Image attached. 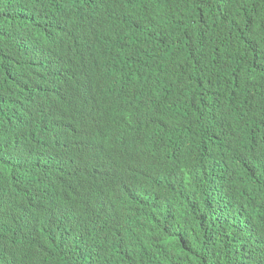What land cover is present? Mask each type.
<instances>
[{
  "label": "clouds",
  "instance_id": "clouds-1",
  "mask_svg": "<svg viewBox=\"0 0 264 264\" xmlns=\"http://www.w3.org/2000/svg\"><path fill=\"white\" fill-rule=\"evenodd\" d=\"M168 1L0 0L46 41L44 105L1 125L0 264H188L210 228L256 251L264 85L225 66V11L174 0L179 19ZM32 166V182L5 183Z\"/></svg>",
  "mask_w": 264,
  "mask_h": 264
},
{
  "label": "trees",
  "instance_id": "trees-1",
  "mask_svg": "<svg viewBox=\"0 0 264 264\" xmlns=\"http://www.w3.org/2000/svg\"><path fill=\"white\" fill-rule=\"evenodd\" d=\"M168 5L179 19L188 15L184 6L174 0H169ZM207 7L225 11L226 16L220 23L225 37L219 41L225 49V66L253 88L264 85V0H210ZM199 14L207 16L205 11L198 13V16ZM166 23L174 25L178 23V19L167 20ZM0 26L3 27L0 39L1 131L5 118L10 120L14 115L26 121L22 117L23 112L44 105L38 81L43 70L40 61L41 47L46 41L33 23L15 26L0 15ZM66 32L68 29H64L63 33ZM24 40L29 46L27 51L23 50ZM163 111L164 109L160 112ZM58 136L64 149L73 147L74 136L68 133H60ZM4 139L10 142V134L0 132V147L3 146ZM38 172L39 166H32L5 183L32 182ZM3 184L0 183L1 186ZM109 227L114 231H124L110 224ZM260 229L264 230V227L260 226ZM202 241L199 256L188 264H264V235L259 240L256 251L246 254L236 251V245L229 242L225 233L214 228L202 233ZM192 242L190 245L194 246V241ZM169 260L175 261L174 264H187L184 252H180L178 256L154 259L150 264H167Z\"/></svg>",
  "mask_w": 264,
  "mask_h": 264
}]
</instances>
